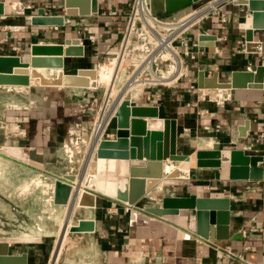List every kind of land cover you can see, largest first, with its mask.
<instances>
[{
	"label": "crops",
	"instance_id": "obj_1",
	"mask_svg": "<svg viewBox=\"0 0 264 264\" xmlns=\"http://www.w3.org/2000/svg\"><path fill=\"white\" fill-rule=\"evenodd\" d=\"M0 1L10 4H6L7 15L0 16V55H18L27 60L29 54L25 53L24 48L33 43L57 44L64 43L68 38L82 37L91 65H75L73 61L82 58L71 57L67 59L69 62L66 61L67 73H75L79 68H97L96 64L100 65L101 58H113L116 55L126 16L133 2L100 0V11L97 16L68 17L70 21L65 26L54 30L51 27L32 26L26 14H36L41 7L46 9L47 14H64V0ZM206 1L208 0L197 5H202ZM11 3H15V6ZM90 8L91 5L88 4L87 9ZM220 13L209 16L185 35L187 45L181 46V49H190L197 53L195 59L187 61V77L175 87L154 90L153 100L148 103L160 107L161 117L178 119L179 151L184 154H190L196 149L213 147L239 148L255 153L264 143L263 90H219L198 87L201 71H205L209 77L218 72L219 81L229 82L233 71L253 70L264 62V52L253 53L247 50L245 31L240 28V24L250 15L248 7L235 2L226 4L221 13L225 16L226 22H221ZM165 15H167L165 12H159V16ZM202 34L216 35L217 39L204 40L205 45H201L199 39ZM254 40L259 42L264 50V30L259 31ZM195 44L199 46L196 47ZM31 83H34L32 79ZM53 89L35 86L30 91L5 89L0 92V123H17L22 128H27V136L18 137L14 144L35 147L28 154L43 164V167L39 168L0 154V166L6 167L1 174L4 179L27 176L35 172L43 176L53 174L57 178L64 177L72 172L73 167L69 171L67 166L75 163L76 153H82L80 151L83 146L85 153L82 163L86 162L88 145L85 144L84 136L92 123L88 119L96 111L90 105L94 101L96 107L100 106L104 94L99 96L96 95V90L77 87H59L55 92ZM145 120H149V117H145ZM247 120L250 121V128L246 130L247 136L241 137V127ZM17 131L20 134L19 127ZM5 137L8 141V136ZM6 140L0 141V146L5 144ZM76 140L79 145L76 144ZM68 146L73 152L68 151ZM53 168H57L56 173H51ZM216 170L219 175L216 174ZM153 174V170L148 171V175ZM50 187H53L52 183L49 190ZM188 193L230 197L232 200L230 239L214 241L220 245H230L236 253L242 255L243 260L225 257L215 248L203 243L200 236L189 231L188 211L182 210L179 215L159 217L147 213L145 211L147 207L144 205L142 208L136 206L126 212L123 202L102 195L97 210H89L81 215L82 218L95 219L96 231L84 233L78 242L72 241V247L64 250L60 262L264 264L263 181L231 180L227 167L195 168L191 171V178L178 180L175 186H155L147 195L151 199L147 206H160L163 195L176 196ZM70 205L65 207L66 217ZM45 207L46 215L54 206L45 203ZM29 211L32 214V210ZM18 216L20 223L15 225L9 223L13 220L10 216L0 213V235L54 236L52 225H39L37 220L34 225L31 216L27 218L23 213H18ZM43 220L47 222L49 218L44 217ZM31 223L32 227L29 225ZM42 243L10 244V253L28 252L29 264H41L43 255L39 247ZM54 248L55 245L52 251Z\"/></svg>",
	"mask_w": 264,
	"mask_h": 264
},
{
	"label": "water",
	"instance_id": "obj_2",
	"mask_svg": "<svg viewBox=\"0 0 264 264\" xmlns=\"http://www.w3.org/2000/svg\"><path fill=\"white\" fill-rule=\"evenodd\" d=\"M203 1L166 0L165 7L152 9L158 14L165 12L167 15L160 16L163 20L177 21L192 12L194 6ZM235 3L246 5L250 13L240 24V28L245 31L247 50L253 53L264 52L262 45L254 40L255 35L264 30V0H235ZM88 4L91 5L90 10L87 9ZM6 7V2L0 1V16L7 15ZM64 9V14H47L46 9L41 7L36 14L28 17L29 23L36 27H62L65 26L68 17L97 16L100 11V0H64ZM207 39L216 40L217 36L202 34L199 43L205 45L204 40ZM85 56V44L80 38H68L64 43L57 44L33 43L27 60L18 55H0V92L5 89L30 91L35 86L97 88L96 68H79L75 73L66 72L68 58ZM45 75H48V78ZM218 77V72L209 77L205 71H201L198 87L224 90L257 89L264 92V62L253 70L233 71L229 82H221ZM39 78L41 79L38 81ZM31 79L34 81L33 84ZM160 112L159 106L134 105L130 99L121 102L116 118L108 128V134L111 136L101 139L98 145L94 144L97 145L95 156L97 173L114 183L115 188L114 185L104 189L90 184L85 185L84 192L90 200H81L78 203L79 208L97 209L102 195L138 206L161 181L163 186H175L178 180L191 178V171L195 168L220 169L226 166L231 180L264 182V143L255 153L239 148L213 147L196 149L190 154H184L179 151L178 119L163 118ZM145 117H149V120H145ZM248 128L249 120L241 127V137L247 136ZM94 146H91V149H94ZM0 154L39 168L43 167L42 163L25 155L21 146L3 144L0 146ZM167 164L187 170L188 176L167 175L165 172ZM111 166H115L116 169L118 166L123 167L125 171L119 173L116 170L115 174L108 169ZM151 170L154 174L146 175ZM216 174L219 175L217 170ZM77 176L82 177V174H66L64 179H57L54 187V202L57 206L72 204L79 187L77 185L73 191ZM182 210L188 211L187 227L192 233L211 240L230 239L232 200L229 196L210 197L197 193L163 195L160 206L145 209L147 213L159 217L179 215ZM67 218L68 216L60 230L48 264H53L58 245L65 235ZM73 223L65 249L71 248L72 241L78 242L84 233L96 231L95 219L79 218ZM40 242H42L40 237L24 239L0 235V264H29L28 252L12 254L10 244Z\"/></svg>",
	"mask_w": 264,
	"mask_h": 264
},
{
	"label": "built area",
	"instance_id": "obj_3",
	"mask_svg": "<svg viewBox=\"0 0 264 264\" xmlns=\"http://www.w3.org/2000/svg\"><path fill=\"white\" fill-rule=\"evenodd\" d=\"M216 1L218 0H208L199 6L196 4L192 12L183 16L179 20L166 21L161 19L159 14L152 9L149 0H133L130 11L126 16L119 50L113 58H107L109 61L113 59L116 62L119 61L120 63V70L118 72L119 76L116 77L114 82L118 84V88L121 84L122 87H124L130 80L131 83L137 81L143 82L144 86L138 97L129 98L132 104L156 106L148 104L153 100L152 94L154 90L162 87H175L185 77H187V61L195 59L197 53L190 49H181V46L187 45L185 35L198 24L206 20L209 16L219 12L222 13V8L226 4L235 2V0H222L217 3L216 7L211 8L210 6L212 3ZM68 21L70 20L66 19V23ZM221 22H226V18L223 14H221ZM51 28L59 30L60 26H52ZM163 37L170 40L171 48L174 52V54L169 56V58H165L167 50L163 48L162 41H159L160 38ZM79 38L83 42V38ZM195 46L198 47L199 45L195 44ZM153 54L154 57L150 58ZM124 74L126 75L125 77ZM99 87L100 85H98L97 88L90 89L97 90ZM107 101L108 88L104 90L102 104L97 106L99 109H97V115L93 123L94 126L97 123L99 113H101L104 106L107 105ZM120 104L121 103L117 102L116 99L111 102L113 112L101 139L110 136V134L107 133V130L115 120L116 112ZM95 105L96 104L93 101L90 106L91 108H95ZM18 126L20 127V134H22L23 137L27 136V129L22 128L20 124H18ZM76 144L79 145L77 140ZM91 146L92 144L89 141L87 148L89 149ZM21 147L23 149V153L26 155H29L28 152L35 149L33 146ZM59 179H64V177ZM48 201L50 203L53 202L52 196L47 199V202ZM135 207L136 206L124 203V210L126 212L133 210ZM200 240L203 243L215 248L218 252L229 259L243 260L242 255L236 253L230 245H220L214 240L202 237Z\"/></svg>",
	"mask_w": 264,
	"mask_h": 264
},
{
	"label": "rangeland",
	"instance_id": "obj_4",
	"mask_svg": "<svg viewBox=\"0 0 264 264\" xmlns=\"http://www.w3.org/2000/svg\"><path fill=\"white\" fill-rule=\"evenodd\" d=\"M218 1L213 2L212 4L214 5ZM31 10H32V8H31ZM31 15H33V14L32 13L26 14V16H31ZM164 40L168 41V43H167L168 45H165V46L162 45L163 48L167 50V53H165V58H169V56L173 55L174 52L171 48V44H170L169 39L163 37V38H160L159 41H164ZM24 49H25V53L29 54L30 46H28L27 48H24ZM153 57H154V54L150 58H153ZM28 58H29V56H28ZM89 59H90V57L87 54L82 59H75L73 61V64H75V65L76 64L91 65L89 62ZM67 62H69V60ZM108 62H110V61L107 60V58H101L99 63H100V65H104ZM96 67H97L96 69H98L100 66L98 64H96ZM40 72L42 74H47V73H45V71H40ZM113 75H114V79L112 80L113 81L112 83L116 84V86H117L118 84L114 83V82H115L116 77L119 76V74H113ZM45 76H47L46 78H48V75H45ZM125 76L126 75L124 74V77ZM40 79L41 78H39L38 81ZM143 86H144L143 82L137 81V82L131 83V80L124 87H122V84H121L120 85L121 88L117 87L118 91H117V94H116L114 100L116 99L117 102L121 103L123 100L129 99L131 97L136 98V97H138V95L142 91ZM53 88H54L53 89L54 92H55V90H59V87H53ZM106 88H108L107 85L106 86H100L99 89L95 91L96 95L103 96L104 90ZM48 92H50V89H48ZM54 95L58 96L57 93H54ZM97 109H99V108L98 107L94 108V111L95 110L96 111L93 112V114L88 119L89 121H92V123H91V126L88 127L86 134L84 136L85 141H86L85 144L88 145V143L90 141L92 144V147H93V143H94L93 141L97 142V140H96L97 137H98V139H101V136L105 130V128H104V130H102L100 132V130H98V127H97L99 125L98 124H96L95 126L93 125L95 117L97 115ZM102 113H103V111L101 113H99L98 117H100V115H102ZM7 123H9V122H7ZM7 123H5V122L3 124L0 123V141H5L6 140L5 135H7L8 141L6 140L5 144L6 145H16V144H14V141L18 137H22V134H19V132L17 131V127H19V126L17 123H14V124H7ZM93 127H94V129H93ZM92 130H93V132H92ZM27 134H28V131H27ZM98 144H99V142L97 143V145ZM96 146L93 150H91V148L88 149L87 159H86V162L84 164L82 163V158H83L84 153H85V146H83L81 148L80 152H82V153H80V154L76 153V158L74 159L75 163L72 166L71 165L67 166L69 168L68 169L69 171H71L70 169L73 167L72 172H69L70 174H75V175L82 174V177L80 176L81 179H80V177L77 176V178L75 180L76 185H80L81 188H83L85 185H88V184L91 185L96 178V165H97V161H96V157H95L96 156ZM89 147H90V144H89ZM4 168L6 169L5 166H0V213H2V215L7 214L8 216H10L13 220L9 221V223L15 224V225H18L20 223L18 213H23L24 216L27 218H29V216H31V220H32V223L34 225H35V221L37 220L39 225H49L50 224L53 226L52 231L54 232V236H39L40 238H42V242H43L39 247V251H41L40 253H41V255H43L41 257L42 259L40 260V262H41V264H48V262H49L48 259L50 257L51 251H52L54 245L56 244V240L58 239V237L60 235V230H61L64 222L66 221L67 209L65 207L70 205V204H68V205H63V206H57L54 202L55 182L59 178H57L56 176H53V174H48V176H43V175H40L39 172H35L34 174L27 175V176H21V177L18 176L17 178L11 177V178H5L4 179L3 177H1L2 176L1 174L4 170ZM56 172H57V168L51 169V173H56ZM165 172L168 173L167 171H165ZM48 178H50V179H48ZM51 183H52L53 187H50V190H49V185L51 186ZM160 183H162V186H163V181H161ZM76 185L75 184L73 185V191H74V189H75L74 187ZM52 188H53V193L51 192ZM51 196H52L53 202L50 203L48 201L49 202L48 203L47 199L51 198ZM84 199L90 200V197L86 196L85 192L80 194L79 199H77L78 201L76 200V194H75V199L72 201V204L70 205L69 214L67 215L68 216V218H67L68 223L66 224V232H65V235L63 236L62 240L60 241L59 245H58L56 255H55L54 260H53V264H59V262H60L61 256L65 250V246H66L67 241H68V239H67L68 233L70 232L71 227L74 225L73 222L79 218H82L81 215L87 213L89 210L90 211L97 210V209L79 208L78 203ZM149 202H151L150 196L147 198H144L141 201V203H139L138 207L142 208V207H144V205L146 207H148L147 205H149ZM45 203L50 204L51 206L52 205L54 206L53 209L51 208L46 215H45V213H46ZM29 209L32 210V214L30 213ZM44 217H48L49 220L47 222H45L43 220ZM14 219H16L17 221H15ZM32 223L29 224V225H31V227L33 225ZM42 223H44V224H42ZM45 223H47V224H45ZM0 228H1V226H0ZM25 237H33V236H25ZM34 244H36V243H34ZM60 264H62V263L60 262Z\"/></svg>",
	"mask_w": 264,
	"mask_h": 264
},
{
	"label": "bare ground",
	"instance_id": "obj_5",
	"mask_svg": "<svg viewBox=\"0 0 264 264\" xmlns=\"http://www.w3.org/2000/svg\"><path fill=\"white\" fill-rule=\"evenodd\" d=\"M165 1L166 0H149V2H150V4H151L153 9H159V8L165 7ZM220 1H222V0H219L218 2H220ZM7 3L8 2H6V4ZM217 3H215L214 5L212 4L210 7L211 8L212 7H216ZM11 4L13 6H15V3H11ZM8 8H9V6H8ZM167 43H168V41H166V40L162 41V45H164V46L168 45ZM119 70H120L119 61L116 62L113 59H111L110 62H108V63H106L104 65H100V67L98 69H96V71H97V78H96L97 84L100 85V86H106L107 85V87H108V101H107V105L104 106L103 113H102V115H100V117L97 118V123H96V124L99 125L97 127H98V130H100V132L102 130H104V128L106 127L108 121L110 120L112 112H113V109H112V106H111V102L114 100V98H115V96L117 94L118 88H117L116 84L112 83L113 82L112 80L114 79V75L113 74H118ZM219 90H224V89H219ZM96 140H97V142L93 141L94 142L93 146H94L95 143L100 142V139H98V137H97ZM94 148H95V146H94ZM67 149H68V151L70 153L73 152V149L70 146H68ZM91 150H93V149H91ZM108 169H110L112 172H115L117 170V171H119V173H123L125 171V169H123V167H119V166L117 167V169H116L115 166H111V168L108 167ZM165 171L168 172L167 175H172V176H175V177H187L188 176V171L187 170L178 169V167H175L172 164L165 165ZM116 172H115V174H116ZM111 174L114 175V173H111ZM146 175H148V172L146 173ZM106 179L107 178L100 177V175L97 173V165H96V178H95L94 182L91 185L95 186V187H100V188H103V189L104 188H108V186L113 187V185H114V188H115V184L110 182V181H108V180H106ZM76 186L74 187L75 189H76ZM159 186H162V183H159ZM83 192H84V189L81 188V186L79 185V187L77 189V192H76V200L79 199L80 194H82ZM23 238L24 239H33V238H36V237H23Z\"/></svg>",
	"mask_w": 264,
	"mask_h": 264
},
{
	"label": "trees",
	"instance_id": "obj_6",
	"mask_svg": "<svg viewBox=\"0 0 264 264\" xmlns=\"http://www.w3.org/2000/svg\"><path fill=\"white\" fill-rule=\"evenodd\" d=\"M17 119H18V117H17Z\"/></svg>",
	"mask_w": 264,
	"mask_h": 264
}]
</instances>
